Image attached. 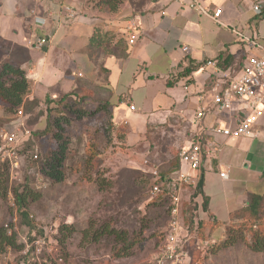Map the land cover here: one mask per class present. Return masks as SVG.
<instances>
[{
  "label": "rangeland",
  "instance_id": "rangeland-1",
  "mask_svg": "<svg viewBox=\"0 0 264 264\" xmlns=\"http://www.w3.org/2000/svg\"><path fill=\"white\" fill-rule=\"evenodd\" d=\"M38 1L0 0V16H10L9 12L14 11L16 6L13 12L16 18H7V31L11 35L12 29L20 30V27H16L20 22L21 28L27 30L33 18L31 15L39 10L41 1ZM90 1L102 11L112 12L110 4L103 3L105 0ZM129 1L135 8L139 0ZM53 9L49 6L44 13L49 14ZM106 15L104 18L108 17ZM28 36L25 31L22 35L24 40L22 37L21 40L31 46H35L37 39L42 37L28 39ZM132 36L134 41L135 35ZM1 37L9 39L0 33V63H4L3 60L9 58V48L1 45ZM124 39L122 42H125ZM116 40L118 38L115 37L111 44L107 43L100 49L95 47L94 50L91 46L83 49L82 52L91 55L92 65L83 71L84 76L79 84L76 82L74 88H63L59 84L43 92L44 96L41 97V107H46V99H59L63 94L77 91V99L71 97L75 102L72 101L69 107L52 114L59 119L63 138L68 141L67 151L63 154V179L56 180L42 171L41 163L45 155L58 149L55 139L36 134V131H42L46 126L45 114L36 123L33 115L29 116L28 123L25 121L31 128L27 126L31 134L35 133L36 141L25 154L19 153L18 165L11 166L5 162L7 170L4 164L0 166V171L9 172L8 178L0 174V228H6L9 235L14 233L16 245L23 246L22 250L7 246L0 252V264H27L25 242L29 244L32 237L41 236L39 229L43 230V234L46 232L50 235L57 231L53 235L61 245L62 264H144L163 240L168 228L166 207L162 200L148 201L151 180L141 163L143 159L149 158L154 163L164 162V165H168L177 156L184 140L181 144L169 145L172 134H175L173 138L178 142L182 137L179 132L172 133L170 128L167 132H160L156 138L153 136L152 145L130 144L124 139L127 124L118 122L117 110L122 100L131 104V99H128L130 95L114 91L108 79L109 74L103 66ZM124 75L123 80L130 78V70ZM135 100L138 102L137 98ZM15 114H7L0 102V145L11 129L17 132L15 126H19L18 122L24 119L18 113L17 117ZM134 124L130 121L131 126ZM183 130L188 132V128ZM248 139H228L220 144L221 151L214 154L228 173V178H221L220 170L214 166L218 159L214 161L212 158L211 168H207L210 164L207 165L208 162L201 164L202 169L206 168L204 192L210 198L209 213L204 211L203 193L197 194L193 201L197 206L194 228L198 230V222L202 219L209 221L215 215L217 219L214 227L207 229L210 231V243L202 250L197 249L199 242L195 236L191 247L193 264H264V248L256 250L252 246L258 233L264 235V218L254 223L248 214L239 211L250 193H264V173L258 176L260 169L254 158L257 156V147H249ZM244 163L249 166H244ZM24 185L39 195L34 200L30 199L28 208L36 229L23 223L16 204L14 190H22ZM5 186H8L7 194L4 193ZM191 191L189 186V189L183 191V198H190ZM229 212L230 217L224 219ZM105 226L110 231L122 232L126 241L117 238L118 235L109 230L101 233ZM128 239L134 240L132 247L128 246Z\"/></svg>",
  "mask_w": 264,
  "mask_h": 264
},
{
  "label": "crops",
  "instance_id": "crops-1",
  "mask_svg": "<svg viewBox=\"0 0 264 264\" xmlns=\"http://www.w3.org/2000/svg\"><path fill=\"white\" fill-rule=\"evenodd\" d=\"M39 1H41L39 10H35L31 15L33 18L27 30L21 28L20 22L16 25L20 27L19 31L12 29V35L9 30L7 31V18H16L13 14L16 6L14 11L9 12L10 16H0V33L6 35L9 40L21 42L30 50L31 61L27 77L33 84L31 95L41 98L44 96L43 92L59 84H62L63 88H74L76 82L79 84L84 76L83 71H87L92 65L91 55L82 52L83 49L91 46V38L99 30L101 34L108 33L110 40L118 38L116 44L111 47V53L105 58L103 66L109 74L108 79L114 91L117 94L126 92L130 95L128 99H131V104L122 100L117 110L118 122L123 121L127 124L124 139L130 144L133 142L142 146L149 143L152 145L154 137L156 138L160 132H167L170 128L172 133L179 132L182 137L178 142L173 138L175 134H172L169 145L181 144L184 140L178 151V167L165 176L164 182L160 174L163 167L167 166L164 162L154 163L146 158L141 163L142 169L151 180L150 195L152 185L156 181L162 189L159 194L163 191L168 194L171 190L169 176L181 166L179 153L190 145L198 130L193 122L197 113L202 108L208 109L200 123L205 129L224 125L232 119L231 116L237 114L234 110L230 113L218 112L209 109L208 106L214 97L213 88L227 85L228 76L221 77L223 72L236 76L248 56L260 53L259 50L251 49L245 41L239 39L236 31L264 45V5L259 12L253 9L255 3L264 4V0H139L135 8L129 4V0H108L112 12L102 11L90 0ZM106 1L103 3L106 4ZM195 1L198 5L212 10L222 9L219 18L221 23L199 9L192 8L191 5ZM49 6L54 9L49 14H45ZM104 15L108 17L104 18ZM25 31L29 34L28 39L42 36L47 39V43L42 47L31 46L21 40ZM132 35H135L133 42ZM123 39L125 42H122ZM91 47L96 49L94 46ZM184 47H187V50H184ZM209 61H215L217 67L210 65ZM188 66H194L195 70L185 74L184 68ZM128 70H130V78L126 77L127 80H123ZM74 96L77 99V96ZM131 105L135 108L131 109ZM15 116L17 117V113ZM130 121L135 124L131 126ZM182 128H188V132L185 133ZM253 128L252 136L243 137L250 138L247 143L249 147L252 145L257 147V156L254 158L260 169L259 176L260 173H264V114ZM228 139L231 138L213 135L209 141L212 142L211 145H217L219 150L215 152L209 146L210 149L204 154L202 161V163L208 162L207 165L210 163L207 168H211L212 158L214 161L218 159L214 166L220 170L219 175L226 170L214 154L221 151L220 144ZM256 140H259L258 143L255 142ZM244 166L249 165L244 163ZM202 167L200 165L194 172L193 185L181 187L182 200H190L198 184L203 190L199 194L206 195L204 192L206 168L202 169ZM152 168L158 171L160 177L158 180H155ZM203 176L204 182L201 186L200 180ZM189 186L192 189L190 198H183V191L189 189ZM193 199L195 201V198ZM230 212L224 219L230 217ZM180 216L182 218V215ZM215 218L217 219L216 215ZM190 233L193 244L196 235L191 231ZM197 241L199 242L197 245L210 243L209 239ZM190 251L193 256L191 248Z\"/></svg>",
  "mask_w": 264,
  "mask_h": 264
},
{
  "label": "built area",
  "instance_id": "built-area-1",
  "mask_svg": "<svg viewBox=\"0 0 264 264\" xmlns=\"http://www.w3.org/2000/svg\"><path fill=\"white\" fill-rule=\"evenodd\" d=\"M264 4L257 2L253 5L254 11L259 12ZM192 8L199 9L201 12L211 16L216 22H220L222 9H210L198 5L195 1L191 5ZM223 24V23H222ZM224 25V24H223ZM239 39L245 41L251 49L259 50V54H252L247 57L245 64L242 66L240 73L231 76L223 72L222 76H228L227 85L225 87H214V97L208 106L211 110L218 112L229 111L228 113L237 111V114L231 116L226 124L214 126L205 129L201 126V121L205 117L208 109L200 110L195 120L197 131L188 147L183 148L180 153V169L169 176L171 190L168 192V228L165 231L163 240L157 249L144 264H193L190 248L193 239L190 230L183 225L181 220V196L180 190L183 185H193L195 183L194 172L198 170L210 147L215 152L219 150L217 145H211V137L213 135H222L230 138H240L243 136H252L254 134L253 127L264 114V45L256 39L243 35L236 31ZM133 36L132 40L133 41ZM47 39L40 37L36 41L34 47H42ZM187 50V47H184ZM210 65L216 66L215 61H209ZM217 67V66H216ZM135 106L131 105V109ZM18 116L23 118L22 108L17 111ZM17 132H9L4 137L0 145V163H10L11 166H17L19 162V153L24 144L31 137V130L25 124L24 119L19 121ZM14 129V128H13ZM29 129V130H28ZM210 146V147H209ZM37 155H35L36 157ZM147 164V161H145ZM152 174L155 180H158V171L152 168ZM220 176L227 178L226 172H220ZM162 191L160 185L153 183L149 201L155 199ZM10 230V228H9ZM9 233V231H8ZM57 231H53L52 235L44 233L39 237H32L30 243L25 242L24 253L27 264H62L63 257L61 255V245L57 240ZM193 234V233H192ZM208 242L203 245L198 244L197 249L202 250ZM23 249L21 246L20 250ZM192 249V248H191Z\"/></svg>",
  "mask_w": 264,
  "mask_h": 264
},
{
  "label": "trees",
  "instance_id": "trees-1",
  "mask_svg": "<svg viewBox=\"0 0 264 264\" xmlns=\"http://www.w3.org/2000/svg\"><path fill=\"white\" fill-rule=\"evenodd\" d=\"M109 1H106V4ZM2 38V37H1ZM3 39V38H2ZM1 39V45L4 47H8L7 51L9 58H5L3 60L4 63H0V102L3 104L5 108V112L7 114H15L18 109L21 107L23 110V118L24 121L27 122L29 120V116L33 115L34 123L41 117L43 114L46 115V126L42 131H36V134H44L48 135L50 138L55 139L58 143L57 150H51L49 153L45 155L44 160L42 161V171L47 176L54 178L56 180H62L64 176V155L67 151L68 141L63 138V131L60 126L59 119L52 114L54 111H61L70 106V103L74 101L71 99L73 95H77V91H72L70 93L63 94L59 99H46L47 105L46 107H41L42 100L37 96H32V81L27 77V70L29 67V63L31 61L30 50L23 44L17 41H10L6 39ZM4 41V42H3ZM120 41H118L119 43ZM91 46L100 47L104 46L105 43H111V40L108 36V33L101 34L100 30L97 34H95L91 38ZM118 45V44H117ZM97 49V50H98ZM3 52V51H2ZM192 70H195L194 66H188L184 68V73L189 74ZM75 92V93H74ZM75 102V101H74ZM26 119V120H25ZM28 123V122H27ZM26 123V124H27ZM29 127V124H27ZM30 128V127H29ZM31 129V128H30ZM28 142L22 147L20 152L25 154V151H29V147L33 146V142L36 141L35 133L31 134ZM32 151V155H33ZM38 157V156H37ZM6 167V163H1ZM178 167V154L175 158L169 162V164L161 170V178L162 182H164L165 176L168 173ZM8 168L6 167V170ZM9 172H2L0 174L7 175L8 178ZM8 186H5L4 193L7 194ZM203 192L202 188H200L199 184L195 188V192L192 194L190 200H181V215L182 222L187 228L195 235H197L198 240H205L209 238V230H211L216 224L215 218H210L209 221L200 220L198 222V230L194 228V218L197 217V206L193 204V201L197 194ZM5 194V195H6ZM14 195L16 199V204L18 205V211L22 217L23 223L27 225L31 229H36V226L32 215L29 213V202L30 199L34 200L39 195L35 191L29 188L28 185H24L22 190L16 188L14 190ZM204 211L207 212L209 210V201L210 198L207 195H204ZM162 200L166 207V212L168 210V195L166 192L155 196L153 200ZM152 200V201H153ZM264 193H250L248 199L245 202V205L241 207L239 211L243 212L245 215L248 214L249 219H251L254 223L259 222L264 218ZM235 211V210H234ZM168 219V217H167ZM168 225V223H167ZM106 227V226H105ZM209 229V230H207ZM109 230L111 233H116L117 238L124 239L126 241V237L122 232H115L113 229L110 231L109 227L102 229L101 233ZM33 232V231H32ZM38 233L43 235V230L39 229ZM253 248L254 249H263L264 248V235L258 233L254 239ZM129 241V239H128ZM134 240L129 241L128 246L132 247V243ZM16 236L13 233L9 235L7 229L4 227L0 228V252L9 247H17L21 248V245H16Z\"/></svg>",
  "mask_w": 264,
  "mask_h": 264
},
{
  "label": "water",
  "instance_id": "water-1",
  "mask_svg": "<svg viewBox=\"0 0 264 264\" xmlns=\"http://www.w3.org/2000/svg\"><path fill=\"white\" fill-rule=\"evenodd\" d=\"M263 177H264V175H263ZM203 182H204V176H203V177L201 178V180H200V184H201V186H202Z\"/></svg>",
  "mask_w": 264,
  "mask_h": 264
}]
</instances>
